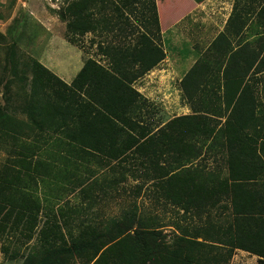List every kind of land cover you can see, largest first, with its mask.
I'll return each instance as SVG.
<instances>
[{"label":"trees","instance_id":"16d2710c","mask_svg":"<svg viewBox=\"0 0 264 264\" xmlns=\"http://www.w3.org/2000/svg\"><path fill=\"white\" fill-rule=\"evenodd\" d=\"M80 5L81 9L78 10ZM85 5H88V0L81 4L72 2L65 14L59 13L61 20L66 22L69 19L66 23L69 35H83L90 31L80 12ZM263 12L264 4L258 14ZM142 36V41L139 39L137 48L130 56L123 51L108 67L87 59L70 84L39 63H33L30 93L22 95L23 100L18 101L17 110H31L34 113V116L28 114L27 120L34 127L35 134L28 142L22 141L18 147L14 146L10 157L0 164V240H3L1 237L8 224V230H13V226L16 229L23 227L25 237L31 238L40 217L44 220L37 236L41 248H44L43 260L49 264H67L71 259L79 260L80 264H130L127 260L129 238L135 237L136 240L146 235L148 241H156L161 235L157 229L159 227H156L159 225L157 215L138 217L134 214L136 206L133 205V210L117 218L106 221H96L97 216L89 218L91 208L100 205L99 202L107 198L108 192L117 195L125 193L126 188L120 185L124 182L125 173H129L134 180L142 181L134 186L133 194L140 193L149 182L145 192L152 198L149 201L153 207L161 206L163 211L176 208L181 211L183 219H190V226L179 228L181 224L177 223L174 227L184 232L178 240L189 246L188 250L193 252L191 258H196L191 264L227 262L214 259V253L211 255L208 250H203L205 246L193 238L210 240L229 250L241 249L264 257L260 248L252 247H263L254 242L257 237H249L244 229L236 226L238 232H228L223 239L216 231L220 237L217 239L207 227L200 226L201 214L217 203L216 198L223 185L226 188L227 185L230 188L240 187L242 190V183L254 178L241 172L222 179L220 172L197 164L203 153L217 163L248 158L249 152L245 148L257 141L249 132L259 121L255 117L258 106L254 98L248 95L247 86H241L249 67L257 64L251 76L264 71V54L260 50L248 60L242 57L244 54L239 55L230 49L231 54L225 65L224 60L207 61L205 65L196 62L180 82L186 94L190 87L194 92L201 91L199 77L205 69H208V81L222 80L225 84L224 94L227 83L231 81L230 76L238 87L228 100L225 97V103L206 107V114L194 111L159 124L160 120L154 121V106L132 86L135 80L164 59L162 48L147 36ZM217 43L216 38L211 48H215ZM237 59L249 62V67L244 72L231 73L232 66L240 61ZM210 66H218L217 72L213 73ZM221 67L223 71L220 76ZM219 86L220 83H217ZM262 91L264 93V86ZM208 116L218 118L213 120ZM222 116H225V120L217 131ZM11 118L0 114V130L19 135L17 125L13 124L15 119ZM262 121L264 123V118ZM210 122H213L212 127ZM259 135V139H264V124ZM221 138L225 139V144H233L234 152L228 150L225 155L223 150H216L217 145L212 143L220 144ZM17 139L18 136L14 141ZM220 147L224 149L223 144ZM89 164L102 170H93ZM81 166L85 167L83 174L78 170ZM38 181L42 183L44 193L47 190V194H50V199L45 197L43 201L38 200L28 190ZM77 188L82 204L63 210L67 202L61 204L62 194L65 191L75 193ZM242 191L246 200L251 199L247 190ZM243 199L238 194V200H228L233 206ZM193 218L196 220L192 223ZM128 221L129 224H126ZM133 225L139 227L140 231H135L131 237L128 231ZM184 236L192 239H184ZM262 238L260 234L259 241ZM145 256L146 262H160L159 255Z\"/></svg>","mask_w":264,"mask_h":264},{"label":"rangeland","instance_id":"374dc122","mask_svg":"<svg viewBox=\"0 0 264 264\" xmlns=\"http://www.w3.org/2000/svg\"><path fill=\"white\" fill-rule=\"evenodd\" d=\"M82 1L85 2L86 0H0V114L8 115L12 117L11 119L14 118L15 122L13 124L17 125L16 130L19 133V135H13L0 130V164L10 157V151L14 149V146L18 147L22 141L28 142L35 134L34 127L27 120L28 114L34 116V113L31 110H17L18 101L23 100L22 95H29L30 93V80L34 62L39 63L63 82L70 84L87 59H92L97 64L108 67L112 65V62H115V59L123 51L130 56L133 50L137 48L139 39L142 41V35H145L154 44L160 45L162 50L161 42L167 40L169 44L167 46L168 54L176 52L186 55L191 52L197 63L205 65L211 54V42L216 37L217 25L220 22L222 13L219 8L221 5L219 0H88V5H85V8L80 12L83 13V21H86L85 23L89 25L90 31L83 35L72 36L67 32L66 23L69 19L66 22L61 20L59 13L65 14L66 8L72 2L81 4ZM243 1L240 6H244ZM251 1L253 5L247 10L251 14L248 17L252 19L250 22L251 31L250 29L246 30L248 33H245L242 39L251 37L248 42H253L251 46L255 47L256 40L253 38L252 33L257 32L255 34L257 39L264 33V25L259 23L257 19L255 21V18H257L256 12L261 8L264 0ZM236 5L235 1L233 12L239 8L235 9ZM80 9L81 5L78 10ZM182 18L183 21L187 20L190 24H178L177 29L181 31L182 27L188 26L191 28L193 32L191 40L182 39V33L175 35L168 33L164 38L161 32ZM155 19L159 21L156 24ZM205 24L210 26V31L204 38H199L197 32ZM240 41L243 42V40ZM115 53L117 54L115 55ZM217 67L213 66V73H215ZM145 77L146 73L132 84L139 92ZM253 77L263 81L264 73L259 77L251 76V79ZM175 82L171 83V87L177 95L174 100L167 99L159 102L150 96H146L149 103L155 108L154 121L158 122L160 120L159 124L176 117L190 115L194 111H203V114H206L208 113L206 107H210L214 103L221 105L219 92L222 90L212 85L218 83L217 81H211L212 84L206 83L211 86L210 89L205 85L204 91L201 90V94L198 95L199 101L195 99L191 104L188 102L180 83ZM212 87L214 91L218 92L215 95L216 100L208 97ZM257 100L258 107H256L255 117L259 121L257 125H254L255 128L249 132L257 141L251 142L247 147L248 158L235 159L231 163L225 161L217 163L208 154L203 153L204 156H201L197 164L204 165L207 170L220 172V178L222 179L229 178L234 170L238 174L242 172L244 175L253 177L254 179L243 182L242 187L257 192V199L263 202L264 139H259V134H261V128L264 124L262 121L264 118V104L261 102L259 95H257ZM208 117V119L216 120L214 118L217 116ZM224 118L225 116H222L219 119L220 125L217 131L220 129ZM209 125L212 127L213 122H210ZM23 132H25L24 135H22ZM17 136L18 139L14 141ZM219 142L220 144L212 143L217 145L216 150L218 151L222 144L224 150H227L225 139L221 138ZM89 167L93 170H102L94 164H89ZM78 170L83 174L85 167L81 166ZM123 178L124 182L120 186L126 188L125 193L117 195L114 192H108L107 198L99 202L100 205L91 208V215L90 212L86 213L90 215L89 218L93 219L94 216H97L96 221L117 218L124 212L133 210V205L136 206L134 214L138 217L144 218L157 215L159 225L156 227H159L157 229L161 235L156 241H148L146 235H139L140 238L135 240L132 235L135 231H140V228L136 225H133L128 231L132 238H129L127 242L130 249L127 260L129 259L130 264H151L150 261L146 262L145 255L150 257L155 254L159 255V264H191V261L196 259L191 258L193 252L188 250L189 246L183 245V242L178 240L184 233L180 232L179 228L190 226V219H183L181 211L176 208L163 211L161 206H158V208L153 207L149 201L152 198L145 192V187L149 185V182L140 193L135 192L133 194L132 189H134V186L140 185L142 181L134 180L129 173H125ZM208 186L210 187L211 184H208ZM229 189L231 188L228 187L227 190ZM28 190L32 192L33 196L38 197V200L43 201L45 197L50 199V194H47V190L44 193L45 189L39 181L36 186H32ZM225 190L226 187L223 185L218 193L219 198H216L217 203L206 208L207 210L203 211L200 218V226L207 227L210 234L217 239L220 237L216 231L221 235V239L225 238L228 232L233 233V216L230 213L229 193H226ZM60 193L58 191V195ZM62 197L61 204L67 202L62 207L63 210L69 206L82 204L79 199L78 188L75 193L65 191ZM42 220L44 219L39 217L38 226L34 229L35 231H32L31 238L25 237L26 233L23 227L16 229L13 226V230H8L10 226L8 224V228L4 229L1 237L3 240H0V264H49L43 260L42 251L44 248H41L42 244L37 236ZM192 220L193 223L196 218ZM129 222L126 224H129ZM177 223L181 226L176 229L174 224ZM236 226L244 228L242 223H238ZM61 231L65 232L63 228ZM183 238L192 239L187 236ZM193 240L201 242L205 246L203 250H208L211 255L214 253L216 257L214 259H220L222 262L223 260L227 261L222 264H264V257L257 254L241 249L229 250L228 247L220 246L210 242V240L201 241L199 238H193ZM142 253L144 254L140 256ZM143 257L144 262L142 261ZM67 264H80V262L77 259H71Z\"/></svg>","mask_w":264,"mask_h":264},{"label":"crops","instance_id":"0c3cea01","mask_svg":"<svg viewBox=\"0 0 264 264\" xmlns=\"http://www.w3.org/2000/svg\"><path fill=\"white\" fill-rule=\"evenodd\" d=\"M219 1H220L219 4H221L219 8H220V11L222 12L221 19H220L219 24L217 25L218 30H217L216 37L212 40L213 42L217 38L218 43L215 48L214 47L211 48V54H210L208 61L212 62L214 60H217V62H219V61L224 60L223 64L225 65V62L228 61V57L231 54L230 49H232V52H238L239 55L244 54V56L242 57L248 58V60L251 57L254 58L257 52L260 50H261V54H264V33L261 34L258 39L256 38L257 36L255 35L257 34V32L255 34L252 33L253 38L256 40L255 45H254L255 47L251 46V43L253 42H250V43L248 42L251 39V37L242 39L243 35L245 33H248L246 30L250 29L251 31L250 22L252 19L248 17L251 14L249 11L247 12V10L250 9V6L253 5V2L251 0H244V1L243 0H219ZM235 1L237 4L235 6V9L238 7L239 8L238 10L233 12V3H235ZM242 1L244 3V6H240ZM263 4H264V1H263ZM239 9L241 12L239 11ZM258 13H259V10L256 12L257 18H255V21L257 19L259 23L264 25V12L262 14H258ZM181 23H187V25L190 24V22H188L187 20L183 21V18H182L176 23L170 25L165 31H162L161 34H163V37L165 38V35L168 33L172 35L182 33V39L190 41L192 33H193L192 29L187 26V27H182L181 31L178 30L177 25ZM200 25H201V22H200ZM212 29L214 30L215 28H212ZM209 31H210V26L208 24H205V26L199 28L197 32V36L199 38H204L205 36L208 35ZM240 40H243V42H241ZM257 41H258V44H257ZM161 43L163 46L164 59L158 65H156L153 69L148 71L147 72L148 74L146 73V77L144 78L142 87L140 88V92L143 94H141L138 90H136L144 98H146V96H150L153 99L158 100L159 102L161 100L165 101L167 99H170V100L176 99L177 95L175 94L174 89H172L171 83H174L175 81L177 83H180L183 77L186 75V73L197 62V60L193 58V55L191 52H188L189 54H186V55L183 53H176V52H172L171 54H168L167 46H169V44L167 40H162ZM237 60H240V59H237ZM256 65L257 64H254L252 67H249V62L245 63V62H241L240 60L238 64H236L235 66L234 65L232 66L231 73H236V72L241 73V72H244L249 67L250 69L248 70L247 76L242 82L241 87L247 86L246 89L248 90V95L254 98V101L256 104H258L257 95H259L261 102L264 104V97H263L264 93L262 91L263 86H264V80L263 81L258 80V78H254V77L251 79V74L256 68ZM223 67H221L220 69V76L222 74L221 71H223L222 70ZM135 68L136 66L134 67V69ZM203 68L204 67H202V69ZM210 68H212V66H210ZM207 71L208 69H205L204 72H202L204 74L201 73L199 77V79H201V81H199L200 83L199 87L201 88L202 92L204 91L205 85L208 89H210L211 87L207 85L211 83V81L207 80V76H206ZM263 73L264 71L259 73L260 74L259 76H261ZM255 76L259 77L258 74H255ZM230 79L231 81L227 83L225 94H224V88H223L225 87V84L223 85L222 80L218 82V84L220 83L219 88L222 90L219 92V95L221 96V98H219L221 100V103H225L224 101L225 97L228 100L232 96L235 87H238V84L235 81H232L234 79L231 76H230ZM212 85H215V87L217 88V83L212 84ZM192 93L193 95L190 96V94ZM216 93L218 92L216 91ZM216 93L212 87L208 97L216 100V96H215ZM239 93H240V89L238 91V94ZM200 94H201V91L194 92L192 87L189 88L188 94L185 93L186 98L190 104L191 102H194L195 99L199 101L198 95ZM196 105H200V104H196ZM231 146H233V144L225 146L227 150H224L222 147H220V150H223L225 152H227L228 150H231L232 152H234V148H232ZM240 147H243V146L240 145ZM245 150H248V148H245ZM233 166L237 167L236 165H233ZM234 173H237V172L234 170ZM228 187H231V186L227 185V188ZM227 188H226V191H227L226 193H229V199L238 200V194L239 196L241 195L244 198L240 203L236 201L235 205L233 206L230 205V210H231L230 213L233 216V226H232L233 234H236L238 232L236 225H238V223H242L244 225V228H241L240 226H237V227H239L240 230L244 229V231L248 232L249 237H254V238L257 237L256 238L257 241H254V242L257 243L256 245H262L263 247H257V246H252V245L250 246H252L253 248L254 247L260 248L261 249L260 251L264 253V200L263 202H260L257 199L258 193L257 192L255 193L252 190L249 191L247 189L242 188V190H247L248 196L251 197V199L246 200L244 196L245 193L241 190L240 187H234L229 190H227ZM263 193H264V188H263ZM260 195H261V192H260ZM260 234L263 237L262 241H259Z\"/></svg>","mask_w":264,"mask_h":264}]
</instances>
